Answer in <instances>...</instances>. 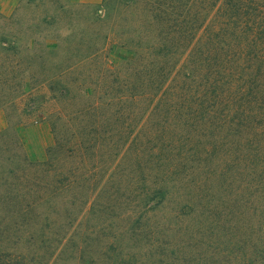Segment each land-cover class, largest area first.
<instances>
[{"label": "trees", "instance_id": "trees-1", "mask_svg": "<svg viewBox=\"0 0 264 264\" xmlns=\"http://www.w3.org/2000/svg\"><path fill=\"white\" fill-rule=\"evenodd\" d=\"M98 16L86 80L49 88L45 160L0 174V264H264V0H101ZM153 201L208 240L187 261L146 238ZM126 240L153 243L144 263Z\"/></svg>", "mask_w": 264, "mask_h": 264}, {"label": "rangeland", "instance_id": "rangeland-1", "mask_svg": "<svg viewBox=\"0 0 264 264\" xmlns=\"http://www.w3.org/2000/svg\"><path fill=\"white\" fill-rule=\"evenodd\" d=\"M100 3L101 0H0V174L4 180L7 181L6 171L16 172V176L26 174L27 163L42 162L54 145L51 113L56 103L51 99L55 93L49 88L71 84L73 92H77L86 80L89 68L78 61L88 50L100 47V38L110 27L98 16ZM111 60H118V55L113 54ZM82 102L76 97L74 105ZM119 169L124 170L126 166L122 163ZM124 201L128 202L124 208L129 212L133 206L128 200ZM237 204L230 202L232 216L227 217L226 229L238 221L234 213ZM154 205L156 208L141 221L151 233L146 238H152L154 232L160 233L153 238L170 242L177 249L181 247L180 256L187 261L189 244L208 240L193 236L194 222L189 218L181 222L172 219L170 211L174 210V204L153 201L151 206ZM86 210L82 214L84 219L73 228L76 232L93 225V215ZM93 212L95 215L96 211ZM246 212L252 213L251 210ZM121 216L119 212L114 224L124 223H119ZM261 229L264 231V227ZM152 244L149 247L140 242L126 249L130 245L126 240L124 251L136 254L134 260L144 263L148 252L154 248ZM19 246L10 248L20 249ZM205 264L210 261L207 259Z\"/></svg>", "mask_w": 264, "mask_h": 264}]
</instances>
